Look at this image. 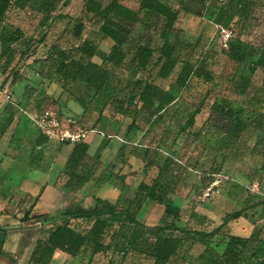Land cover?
<instances>
[{"label": "trees", "instance_id": "trees-1", "mask_svg": "<svg viewBox=\"0 0 264 264\" xmlns=\"http://www.w3.org/2000/svg\"><path fill=\"white\" fill-rule=\"evenodd\" d=\"M32 1L0 0V63L4 62L5 69L14 62L16 44L23 43L22 55L25 56L35 50V44H42L48 38L47 32H44L39 40H27L21 27L9 26L6 23L12 8L25 11ZM189 1L180 0L179 6L175 7L169 0H140L139 7L134 9L122 0H111L107 5L100 0H87L85 13L98 20L99 31L112 41L110 51H103L91 39H82L86 26L82 18L76 21L75 25L71 23V33L76 40H81V43L66 48L57 41L50 48L48 68L54 71V77L68 90H71L74 84L82 85L84 89L78 101L85 111L95 110L99 113L97 121L87 130L98 129L99 126V130L107 136L115 135L122 139L116 161L107 169L105 176L100 177L104 179L107 176L109 182H121V185L118 184L120 187H117L122 192L130 189L127 179L131 178V174H125L124 171L133 168L129 156L140 146L137 135L142 130V123L138 121L142 114L147 115L154 125H163L158 139L159 148L176 145L183 133H189L196 138L206 134L205 129H201L197 134L192 132L198 115L203 111L202 103L195 108L186 106L183 113L179 106L176 108L182 94L190 89L193 79H203L211 83L215 80L213 71L205 64L208 52L203 51V57L202 53L194 60L192 55L183 56L171 39L183 17L195 13ZM58 2L59 0H42L39 10L44 14H52L59 9ZM72 2L73 0H64L63 6L68 7ZM199 4L208 11V16L216 24L231 27L238 18L239 21L248 19L254 2L199 0ZM67 18L72 21L71 17L64 13L58 17L62 21ZM138 23H154L159 31L160 43L155 45L139 42L128 51L126 45L132 38V25ZM201 38H198V42ZM222 50L238 67L230 87L233 95L216 100L212 106L213 112L225 123L218 128L216 122L212 124L209 121V127L217 125L218 131L234 143L239 142L245 132L253 127L257 134L256 148L253 147V151L260 146L257 151L264 156V79L262 85L250 95L255 74L261 68L264 70V41L261 49L257 51L252 44L241 37H235L229 48ZM95 57L101 58L102 63L96 62ZM43 65L45 64H42V67ZM148 70L156 71L155 79L169 80L175 75V80L166 88L155 80L137 77L138 73ZM119 71H130L133 74L125 87H122L117 79ZM12 74L13 78L18 76L17 71ZM47 77L50 78L51 75L47 74ZM40 85L42 94L44 88L42 83ZM244 97L250 98L246 105L240 103ZM36 111L31 114L39 115L43 110ZM107 111H110L111 116L107 115ZM118 114L132 119L125 131L116 119ZM23 115L28 117L26 113ZM59 115L61 119H73L64 117L60 111ZM14 117L15 114L11 113L7 125L12 124ZM45 143L50 144L51 140L47 137L43 144ZM54 143H59V152L63 145H72L66 165L60 174L62 186L59 187L80 192L96 179L101 164L100 157L93 158L90 155L89 139L75 145L68 142ZM151 152V147L145 148V161ZM170 154L168 152L164 162L159 165L155 177L150 178L151 180L148 177L140 183L131 200L123 198L122 195L116 202L97 197L92 207L74 203L60 214L44 215L45 225L57 221L63 223L52 232L42 229L41 234H46L47 239L38 238L29 264H52L59 251L68 253L80 264H93L95 256L100 253H118L126 258L129 253L136 251L145 254L151 264H168L173 256L186 246L185 256L189 264H264V224L260 225L255 219L261 217L264 220V196L257 193L248 195L240 210L226 213L220 218V225L211 231L191 228L184 224L182 205L173 197L181 181L178 169L187 166L184 161ZM209 180L207 179V182ZM236 183L235 186L238 187L239 183ZM127 202L129 204L125 206ZM148 202H155L160 212L158 223L153 226L140 219V214ZM251 209L254 214L248 216L247 212ZM194 216L197 218V215ZM242 217L250 219L254 224L251 235L221 233L227 224ZM206 219L213 221L209 217ZM73 220H85L90 226L88 229H81L72 224ZM8 232L7 228L0 227V255L4 253ZM216 236L222 237L223 251L213 245ZM217 245L220 243L217 242Z\"/></svg>", "mask_w": 264, "mask_h": 264}, {"label": "rangeland", "instance_id": "rangeland-1", "mask_svg": "<svg viewBox=\"0 0 264 264\" xmlns=\"http://www.w3.org/2000/svg\"><path fill=\"white\" fill-rule=\"evenodd\" d=\"M86 1L87 0H73L68 7H64V0H59V9L49 15L39 10L42 0H33L25 11H20L17 8H12L9 11L6 20L7 25L21 27L27 40H39L44 32H47L48 38L42 44H35V50L33 49V52L25 56L22 55L24 48L23 43L20 42L16 44L14 46L16 49L14 62L7 69H5L3 65L4 62L0 63V134H3L0 139V160L5 157V153L8 150H10V153L16 152L22 148L28 149V151L31 150L34 147L31 142V136L32 138H39L42 134L37 125L33 126V128L30 129V143H21L22 132L24 131L21 125H7L11 113L15 114L14 119H18L24 116L23 114L26 112L31 114L32 112L34 113L36 109L46 110L52 108L60 111L64 117H72L73 120L76 121V124L84 129L92 127L97 121L99 113L95 110L85 111L78 101V97L81 95L84 87L80 84H74L71 90H68L56 79V77H54V71H50V68H48L51 54L50 48L53 43L58 41L59 44L66 48L81 43V40H76L71 33L72 24L75 25L76 21H79L81 18L86 22L82 39H91L103 51H110L112 41L99 31L100 23L98 20L92 15L85 13ZM100 1L104 5H107L111 0ZM122 1L134 9L139 7L140 0ZM179 1L180 0H169L175 7L179 6ZM252 1L254 4L250 8L251 13L248 19L239 21L238 18L236 22L232 23L231 27L234 30L235 37H241L259 51L264 41V0ZM189 2L191 3V7L195 9V13L183 17L177 24V32L171 36V39L176 43L178 51H180L183 56L192 55L194 60L198 55L202 54L203 51L208 52L205 64L209 70L213 71L215 80L211 83L205 82L203 79H193L190 89L182 94L176 108L179 106L181 108V113H183L186 106L195 108L202 103L203 111L198 115L197 124L192 129V132L197 134L201 129H205L204 131H206V134L196 138L195 136L189 135V133H183L176 145L159 148L158 139L161 136L163 125H161V127L154 125L147 115L142 114L138 119V121L142 123V130H140L137 135L140 146L129 156V161L133 167V170L130 171V189L123 192L121 191L120 194L123 198L126 197L129 200L133 199L137 187L143 179L145 180L149 177L148 179L151 180L150 178L157 175L159 165L164 162L169 152V154L171 153L174 157L184 161L187 166L178 169L180 171L179 173H181V181L176 188L177 191L174 193L175 195H173L176 196L182 205L183 217L185 219L184 224L194 229L211 231L220 225V218L222 216L226 215L228 212L234 213L244 206L248 195L253 193L247 189L245 185L257 181L261 184V191L264 193V156L258 152L260 146L257 148L258 151H253V147L256 148L257 143V134H255L253 127L246 131L237 143L231 141L224 133H220L216 127L218 125L219 128L225 122L219 115L213 112L212 106L216 100H221L226 96L233 95L230 87L238 64L232 61L221 48L220 25L216 24L208 16V11L206 12V10L201 7L199 0H190ZM63 13L70 16L72 21L69 18L63 21L58 19L59 15ZM132 26V38L126 45L128 51L134 44L139 42L152 43L155 45L160 43V39H158L159 31L154 23L150 25L138 23ZM200 36L202 38L200 42H198ZM57 38H59V40H57ZM203 55L204 53L202 57ZM94 60L102 63V59L99 57H95ZM42 64L45 65L42 67ZM240 68L241 70L244 69L242 65ZM14 71L18 72V76L15 78L12 76ZM155 73L156 71H142L137 74V77L155 80L159 85L166 88L175 80V75L169 80L155 79ZM47 74L51 75V77L48 78ZM132 76L133 74L130 71H119L117 79L120 81V85L125 87ZM263 79L264 70L261 68L253 78L250 95L257 87L262 85ZM40 83H42L44 88L42 94ZM4 84L5 87L3 88ZM6 86H8V93L11 96V100H8L2 93V90L5 89ZM249 99V97H244L241 99L240 103L246 105ZM107 115L111 116L110 111H107ZM116 119L121 123L123 131H125L127 126L132 122L130 117L121 114H118ZM209 121H211L212 124L216 122L217 125L215 127H209ZM97 128L100 129L99 126ZM2 129H4V131H2ZM171 135L174 136L173 134ZM104 137L106 136L97 134L88 138L91 144L98 140L102 143L106 141L107 145L105 146V152L100 156L101 164L98 168L96 179L87 184L86 187L79 192V196L75 198L78 199V202L87 207L94 206L97 197H109L110 200L114 201L115 194L110 191L113 190V186L120 187L121 185V182L115 180L109 182L108 179H106L108 178L107 176L104 179L100 178L103 175L105 176L109 167L113 166L121 146L120 143H122L121 139L109 137L104 139ZM58 144L59 143L51 141L49 151L59 152L57 149ZM93 145L92 149L95 148V145ZM100 147L101 149L103 148L102 146ZM146 147H151L152 152L145 161L143 156ZM71 150L72 145L62 146L61 153L59 152L61 157L57 156L59 158L58 161H56L57 158H55L58 165L64 164V161L66 162ZM91 153H94V150H91ZM138 154L141 156H138ZM223 159L225 160L222 165ZM218 169L219 171L231 175L234 179L243 184L237 182L239 186L236 187L235 181L225 183L220 195L215 196L204 205L194 206L195 197L198 196L208 184L207 179L209 180V176L206 175L218 171ZM133 171L137 172L135 173ZM140 172H143V175H141L139 180H136V174ZM56 174L57 173L50 174L51 180H55ZM14 175L21 176L17 172L14 173ZM40 175V172L33 173V177H41ZM2 177L5 178L6 173H4L2 167H0V179H2ZM9 182L11 183L12 180L9 179ZM8 187V183L4 185L3 180H0V200L7 204L10 202V199L5 198L4 192L9 190ZM31 190L35 194H38L41 192L42 187L32 188ZM57 193V190L51 187L46 194L45 203H47L46 201L49 202L53 200L52 198L57 196ZM72 197L71 194L68 196L69 199ZM17 204L18 202L8 204L9 208L14 210V212L9 214L1 211L6 205L0 204V226L16 224L17 222L29 223L32 224V226H25V229H29L26 233L15 232L17 234L15 238H13L15 233L8 235V244L4 253L0 255V264H28V258L31 256L36 245L35 233L31 230L40 226L37 222L42 219L32 222L30 219L23 221L32 203L24 202L21 205ZM128 204V202L125 203V206ZM247 214L248 216L253 215L254 210H248ZM194 215H197V218ZM159 216L160 212L155 202H148L140 214V219L147 223V225L153 226L158 223ZM208 217L213 221L206 219ZM255 219L260 225L264 224V220H262L261 217ZM62 223L63 222L60 221L52 224L47 223L42 229H47L48 232H52ZM72 224L78 225L81 229H88L90 226V223L85 220H73ZM254 228L255 226L250 219L242 217L241 219L231 221L227 224L222 229L221 233L225 235L231 233L247 236L249 234L251 235ZM40 235L41 239H47L46 234L40 233ZM221 241L222 237L216 236L213 245L220 251H223L224 245L221 244ZM217 242H219L220 245H217ZM186 249L187 246L182 249L180 253L173 256L168 264H189L185 256ZM123 256L122 254L112 252L100 253L95 256L93 264H151L150 259L145 254L138 251L129 253L126 258H123ZM70 264L80 263L73 260Z\"/></svg>", "mask_w": 264, "mask_h": 264}, {"label": "crops", "instance_id": "crops-1", "mask_svg": "<svg viewBox=\"0 0 264 264\" xmlns=\"http://www.w3.org/2000/svg\"><path fill=\"white\" fill-rule=\"evenodd\" d=\"M14 124H18V126L21 125V128L24 130L22 132V142L21 143H28V142L30 143V140H29V137L31 135L30 129H32L33 126H36V123L30 118L29 115L28 117L24 115L18 119L17 118L14 119L12 122V125ZM1 136L3 135L0 134V139L2 138ZM105 138L106 137H104V139ZM46 140H47V137L43 134H41L39 138L37 137L32 138L31 136V142L34 145V147L31 150L28 151V149L22 148V149L17 150L16 152H11L12 154L10 153V150H8L5 153V157H3V159L0 160V167H2L3 172L6 173V177L5 178L2 177V179L0 180H3L4 185H6V183H8L9 185L8 187L9 190L7 192H4L5 198L10 199L9 203L18 202L17 205H21L24 202L32 203L31 208L27 212L23 221H27L30 219V221L32 222L35 220L38 221L42 219L41 221L37 222V224H40V226L36 227V229L37 228L38 229L31 230L32 232L35 233V242L38 240V238H40L41 236L40 233L42 232L41 229L45 226V224L43 223L44 215H57V214L62 213L70 205L74 203H80L78 202V199H75L76 197L79 196V192H73V191H70L69 189L60 188L62 186V181H61L62 178H60V174L62 170L64 169L67 160L66 162L64 161V164L58 165L56 161H58L59 158L57 156H60L61 154H59V152L49 151V146L51 143L43 144V142ZM52 142H55V141H52ZM104 143L98 140L95 143H92V144L90 143L89 153L93 158H98L101 155H103V152H105L106 150L105 146L107 145L106 141ZM92 145L95 147L94 149H92ZM100 146H102L103 148L101 149ZM91 150H94V153H91ZM55 158H57L56 161H55ZM131 170L133 169H130L129 172L125 170L124 173L128 174L130 173ZM16 172L19 173V175L21 176H15L14 173ZM34 172H40L41 177H37V176L33 177ZM133 172L136 173L137 171H133ZM51 173H57L55 180H51V177H50ZM141 175H143V172L137 173L136 180H139ZM11 177H14V178H11ZM9 179L12 180L11 183L9 182ZM129 181H130V178L127 179L128 185H129ZM41 187H42V190L38 194H35L31 190L32 188H41ZM51 187L57 190L58 192L57 196H54L52 198L53 200L49 202L46 201L47 203H45L46 194L50 190ZM113 187H114L113 190H111L110 192L115 194V198H114L115 200L112 201L110 200L109 197H105V199H108L112 202H116L121 195L120 194L121 190L119 187H116V186H113ZM70 194L73 196L71 199L68 198ZM173 197L176 198V196H173ZM0 204L6 205L7 203L0 200ZM7 205L4 209L2 208L1 211L7 214L14 212V210H11L9 208V205L8 206ZM25 226H32V224L17 222L16 224H7L6 226H0V227L7 228L9 231L8 235H11L15 232L16 233H20V232L26 233L29 229H25ZM16 233L13 235V238L17 236ZM7 244H8V237H7L5 246H4V251H5ZM30 257L28 258V261L30 260ZM73 260L75 259L72 258L67 253L59 251L54 261L52 262V264H70Z\"/></svg>", "mask_w": 264, "mask_h": 264}, {"label": "built area", "instance_id": "built-area-1", "mask_svg": "<svg viewBox=\"0 0 264 264\" xmlns=\"http://www.w3.org/2000/svg\"><path fill=\"white\" fill-rule=\"evenodd\" d=\"M221 2L225 0H220ZM220 29V44L222 48L228 49L232 40L235 38V33L233 28L219 26ZM8 86L2 90L3 95L11 100V96L8 93ZM30 118L36 123V125L41 130L42 134L48 137L49 140L61 143H71L73 145L84 142L90 138L92 135H103L109 138H118L115 135L107 136L103 131L99 129L87 130L76 124V121L71 118L61 119L59 111L49 108L43 110L39 115H32L29 112H26ZM122 140V139H121ZM209 182L206 187L201 191V193L195 197V204L198 206L204 205L207 201L211 200L213 197L220 195L223 185L228 182H242L237 181L231 175H228L222 171H216L208 173ZM243 184V183H242ZM253 193L261 194L264 196V193L261 191V184L257 181H254L248 185H245Z\"/></svg>", "mask_w": 264, "mask_h": 264}]
</instances>
